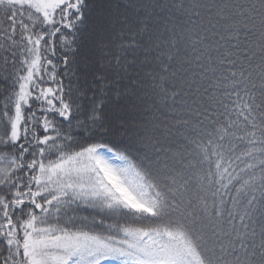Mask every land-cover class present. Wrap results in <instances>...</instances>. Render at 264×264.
Returning a JSON list of instances; mask_svg holds the SVG:
<instances>
[{
  "label": "snow or ice",
  "instance_id": "6c2138e0",
  "mask_svg": "<svg viewBox=\"0 0 264 264\" xmlns=\"http://www.w3.org/2000/svg\"><path fill=\"white\" fill-rule=\"evenodd\" d=\"M0 264H264V0H0Z\"/></svg>",
  "mask_w": 264,
  "mask_h": 264
}]
</instances>
